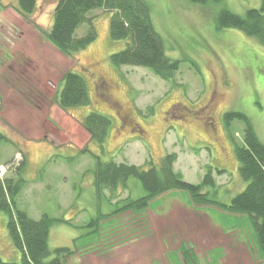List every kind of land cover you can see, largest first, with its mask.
Here are the masks:
<instances>
[{"label":"rangeland","instance_id":"rangeland-1","mask_svg":"<svg viewBox=\"0 0 264 264\" xmlns=\"http://www.w3.org/2000/svg\"><path fill=\"white\" fill-rule=\"evenodd\" d=\"M145 1L150 6L153 27L163 40L165 55L179 61V68L169 81L158 78L148 68L111 65L109 56L123 49L127 41L110 39V12L88 13L93 17L97 37L69 59L38 31L50 28L56 0L38 2L29 17L34 26L11 14V10L16 12L13 8L17 7V0H0V10L9 8L0 14V132L8 139L0 143V164H4L5 171H12L17 161L11 165L10 159L22 154L18 150L26 151L19 176L26 182L15 197L16 208L34 220L46 214L65 221L52 224L48 248L78 249L68 264H156L160 249L158 238L162 230L149 227L148 236L139 237V224L129 222L131 213L104 220L98 232L88 235L92 229L88 224L93 219L106 218L118 207L146 195L139 180L129 178L127 189L119 194L106 190L97 196L92 185L95 160L91 155L102 161L146 169L148 162L157 165L166 154L174 153L179 158L177 169L188 183H200L201 174L212 167L216 187L203 192L228 204L243 190L239 185H246L239 176L233 151L234 144L242 141L245 125L240 120L227 125L223 115L244 113L264 144V45L239 30L216 28L221 10L243 15L248 9L258 8L260 1ZM87 28L86 24L81 25L76 37L84 35ZM69 69L85 77L91 100L89 106L64 111L80 118L78 126L74 125L77 119L58 113L53 102L59 79ZM90 112L111 120L103 150L90 141L81 125ZM20 131L33 138L28 145L23 144ZM40 137V141L35 139ZM85 147L88 151L82 153ZM216 169L225 172L218 174ZM8 176L13 180L18 177L15 171L6 172L3 178ZM158 204L164 213L154 210ZM149 209L154 217H162L167 226L172 219L184 226L186 234L180 236L194 235V242L201 248L218 240L215 232L207 230L204 216L217 226L236 230L237 244L242 247L239 253L247 251L255 264H264L256 253L247 216L244 219V215L223 210L224 214H218L207 206H195L185 191L164 196ZM133 215L144 218L143 213ZM232 215L240 219L225 223L223 217ZM8 221L9 216L1 213L0 258L19 262L21 253L11 243ZM173 221L168 226L169 233L176 232ZM153 222L157 224L154 219ZM134 238L138 239L133 241ZM166 241L172 248L179 240L175 237ZM224 242L221 247L225 249L229 243ZM220 251L215 254L222 255ZM211 259L202 258L200 264H219ZM167 263L177 264L173 254L167 255Z\"/></svg>","mask_w":264,"mask_h":264},{"label":"trees","instance_id":"trees-1","mask_svg":"<svg viewBox=\"0 0 264 264\" xmlns=\"http://www.w3.org/2000/svg\"><path fill=\"white\" fill-rule=\"evenodd\" d=\"M39 1L17 0V7L13 9L22 19L34 26L29 17L35 13ZM189 1L203 4L206 0ZM259 1L258 8L248 9L243 15L221 10L217 16L216 28L239 30L264 45V0ZM94 10L111 13L109 36L112 41H127L123 49L109 56L112 66L148 68L155 76L165 81L174 77L179 68V61L165 55L163 40L153 27L150 6L145 0H56L50 28L38 31L59 52L73 59L78 51L85 49L97 37L93 17L87 16ZM83 24L88 26L86 32L81 37H76V30ZM53 102L62 111L89 106L91 100L85 77L71 69L66 71L59 79ZM1 105L0 98V108ZM151 109L152 107L148 110ZM223 118L227 125L233 120H240L245 125L242 141L240 144H234L233 151L238 162L239 176L246 185L228 204L215 201L209 197L208 192H203L204 189L216 187L212 167H207L200 183H188L173 168L177 160L174 153L166 154L157 165L148 162L150 165L146 169L133 164L102 161L99 156L91 155L95 160L92 176L97 196L106 190L111 193L118 188L126 190L129 178L139 180L146 195L118 207L106 215V218L93 219L88 224L92 228L88 235L98 232L101 221L105 219L126 212L140 215L158 196L171 191H185L195 206H213L230 214L247 216L254 235L256 253L264 262V144L258 139L244 113L227 112ZM81 125L90 141L98 144L103 150L111 125L110 118L98 112H90ZM3 141L8 139L0 132V143ZM87 151L86 147L81 150L82 153ZM22 164L23 162L15 168L18 176L16 180H0V214L6 213L9 216L8 234L12 245L21 253V259L19 262H5L0 258V264H68L78 249L57 247L51 251L48 248L52 224L65 221L53 219L46 214L34 220L26 212L16 208L15 197L26 182L19 177ZM216 172L220 174L225 170L216 169ZM184 262L187 264L185 257Z\"/></svg>","mask_w":264,"mask_h":264},{"label":"crops","instance_id":"crops-1","mask_svg":"<svg viewBox=\"0 0 264 264\" xmlns=\"http://www.w3.org/2000/svg\"><path fill=\"white\" fill-rule=\"evenodd\" d=\"M8 9H9L8 7L3 8L2 10H0V14H3V12H6ZM11 14H14V16L16 18L20 17L13 10H11ZM11 58L9 59L10 60L9 62H11ZM0 96H1V93H0ZM1 98L3 99L2 96H1ZM4 100H3V102H4ZM20 102H22V101H20ZM55 108L57 109L58 113H60V112L62 113L63 112V114H62L63 117H65L64 115H69L70 117L77 119L78 122L74 123V125H76V126L79 125L78 123L80 122V118H76V116H74L71 111H70V113H68V112L62 111L59 107H55ZM20 134L23 136L22 137L24 139L23 144H25V145H28L29 139H33V138H30L27 135H24V133H21V131H20ZM35 139L37 141H40L41 137L40 138H35ZM25 147H27V146H25ZM18 151H20L22 153V156H23L22 162L24 163L26 161L27 153H26V151H23V150H18ZM10 160L12 161L13 157ZM178 162H179V158L177 157V160L174 163L173 168H174V170L176 172H179L184 178V174L181 172V170L177 169ZM0 165H4V164H0ZM13 171H15V168L12 171H7V174L11 173ZM203 175H204V173L201 174L200 180L202 179ZM7 178L9 179V176ZM214 180H215V184H216V179L214 178ZM92 185H93V176H92ZM244 187H245V184L243 183V184H240L238 188L241 191L242 189H244ZM121 190H122L121 188H118L117 191H115V192L119 194L121 192ZM171 194H177V191H171V192L164 193V194L158 196L157 198H155L154 200H152L150 202L148 208L143 212L144 218H138L139 216H134L132 213H131L132 217L129 218V222L133 223V225L139 224V228H140L139 229V233H141V235L139 237H141V238H143L145 236H148L147 235L148 231L150 232V228L149 227H151L152 230L155 229V231H158L159 229L162 230V233H160V235H159L160 238H158L159 244H160V249H159V252H158V255H157L158 257L156 258V264H162V263L168 264L167 263V255H171V254L174 255L175 261H176L177 264H186L184 262V257H185V259L187 261V264H200V260L203 258V261H204L205 257H207V256H209L210 258L212 257L211 260L212 261L216 260V261H218L219 264H224V260H226L227 264H255L253 262L252 255H249L247 253V251H243L242 254L239 253V250H242V247L237 244V243H239V241L237 239L236 230H233V229L231 230L230 228H223V227L217 226L216 222H212V220L210 218H207L206 216H204V220H205L204 224H205L207 230L215 232L217 234V236H218V240H215L216 243H214L215 241H213L209 245V247L201 248L200 245L197 242H194L195 240L192 237L194 235H192V236L190 235L191 237L189 236V238H185L184 236H180V235L186 234V232H184L185 228H184V226L180 227L179 223L176 222V221H173V219H172V221L174 222V225H175L174 230L176 232L169 233L167 229L169 228L168 227L169 225L171 226V224H172L171 222L172 221L167 226V224H165L163 218L162 217L160 218L159 216L154 217L153 214H155V213L153 211H151L149 208H150L151 205L159 203L160 200H162L164 198V196H171ZM159 205L160 204H158L154 208V210L157 209L156 212L162 214L164 212H161V211H163V209L159 208ZM199 207H202V206H199ZM207 209L209 211L217 212L218 214H224V213H222V211L220 209H218L216 207H213V206H207ZM129 213L130 212L123 213V214H121V216L122 217L123 216H128ZM193 213H196V212L193 211ZM124 214H126V215H124ZM232 216L233 217L224 216L223 219L225 220V223H228L229 219H232V220H236L237 218L240 219V217H236L238 215H232ZM242 218L246 219V217H242ZM153 219H154V221L157 222L156 225L154 224ZM105 220H107V219H105ZM103 221H101V223ZM123 221H125V220H123ZM160 222L162 224H160ZM101 223H100V225H101ZM217 223L219 224V222H217ZM153 224H154V226H153ZM219 225H221V224H219ZM99 229H100V226L98 228V231H99ZM172 231H173V229H172ZM175 237L180 242L178 241V243H174L173 244L174 247L169 248L168 241L165 242V239L170 238L171 240H173V239H175ZM141 238H139V240ZM137 239L138 238H134L132 240L136 241ZM190 240H192V241H190ZM224 241H228V243H229L227 245V247L225 246L226 247L225 249L221 247V246H223L222 242L225 243ZM171 244H172V241H171ZM166 245H168V246H166ZM237 246H239L238 250L236 248ZM218 249L221 250L220 253L222 255L215 254V251L218 250ZM234 249H236V251ZM224 258H226V259H224ZM242 259H244V261H242ZM194 261H196L197 263H195ZM210 263H211V261L209 263H207V264H210Z\"/></svg>","mask_w":264,"mask_h":264},{"label":"built area","instance_id":"built-area-1","mask_svg":"<svg viewBox=\"0 0 264 264\" xmlns=\"http://www.w3.org/2000/svg\"><path fill=\"white\" fill-rule=\"evenodd\" d=\"M15 158H17L16 159L17 161H20L21 160L20 154H17ZM4 172H5L4 168L0 167V179L3 177Z\"/></svg>","mask_w":264,"mask_h":264}]
</instances>
